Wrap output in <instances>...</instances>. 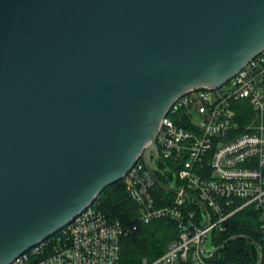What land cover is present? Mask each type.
Listing matches in <instances>:
<instances>
[{
    "label": "water",
    "instance_id": "obj_1",
    "mask_svg": "<svg viewBox=\"0 0 264 264\" xmlns=\"http://www.w3.org/2000/svg\"><path fill=\"white\" fill-rule=\"evenodd\" d=\"M262 53L264 0H0V264L51 240L140 160L179 194L158 177L163 120ZM237 239L263 262L249 237L211 255Z\"/></svg>",
    "mask_w": 264,
    "mask_h": 264
},
{
    "label": "built area",
    "instance_id": "obj_2",
    "mask_svg": "<svg viewBox=\"0 0 264 264\" xmlns=\"http://www.w3.org/2000/svg\"><path fill=\"white\" fill-rule=\"evenodd\" d=\"M157 144L156 166L164 164L158 173L173 174L180 184L168 185L180 191L174 200L159 205L157 185L142 160L123 181L141 208L140 222L175 221L179 237L164 256L144 264H217L203 247L206 234L250 208L259 214L264 245V53L222 87L199 88L179 99L161 124ZM184 193L197 197L207 212ZM129 232L95 203L53 242L13 264H121Z\"/></svg>",
    "mask_w": 264,
    "mask_h": 264
},
{
    "label": "trees",
    "instance_id": "obj_3",
    "mask_svg": "<svg viewBox=\"0 0 264 264\" xmlns=\"http://www.w3.org/2000/svg\"><path fill=\"white\" fill-rule=\"evenodd\" d=\"M163 166L162 162L157 164L160 170ZM158 177L166 185L180 186L173 180V174L159 172ZM154 194L160 200V206L169 205L175 198L174 195L164 192L157 186ZM188 203L193 207H198L190 201ZM96 205L105 212L110 221L122 222L130 228L128 235L122 239L121 264H144L145 261L153 263L164 256L169 246L178 240L179 228L175 221L164 219L151 224L140 222L141 208L128 194L124 181L102 192L96 200ZM260 226L261 220L258 212L253 208L246 209L226 222L222 229L211 232L213 247L216 250L232 238L249 237L262 247L264 257ZM51 242L53 240L48 243ZM212 260L217 264H264V259L263 262L261 261L258 246L245 239L230 242L220 253L213 256Z\"/></svg>",
    "mask_w": 264,
    "mask_h": 264
},
{
    "label": "rangeland",
    "instance_id": "obj_4",
    "mask_svg": "<svg viewBox=\"0 0 264 264\" xmlns=\"http://www.w3.org/2000/svg\"><path fill=\"white\" fill-rule=\"evenodd\" d=\"M205 248L208 252H213L215 250L212 243V234H210V237L205 244Z\"/></svg>",
    "mask_w": 264,
    "mask_h": 264
}]
</instances>
